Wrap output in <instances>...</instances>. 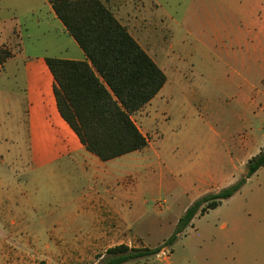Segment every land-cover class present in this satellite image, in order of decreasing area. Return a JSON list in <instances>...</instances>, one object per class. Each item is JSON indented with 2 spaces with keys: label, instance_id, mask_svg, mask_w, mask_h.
I'll return each instance as SVG.
<instances>
[{
  "label": "rangeland",
  "instance_id": "374dc122",
  "mask_svg": "<svg viewBox=\"0 0 264 264\" xmlns=\"http://www.w3.org/2000/svg\"><path fill=\"white\" fill-rule=\"evenodd\" d=\"M162 1L163 10L151 11L158 18L146 40L167 83L153 103L134 117L149 147L115 167L109 191L120 197L108 210L114 218L103 223L86 218L85 207L89 204L78 200L86 188L80 178L74 182L73 178L53 177L32 168L28 133L21 129L19 111L24 95L22 47L14 46L16 59L0 68V264H94L115 246L157 248L174 233L185 211L212 193L209 177H201L191 168L190 160L196 155H216L222 171L214 173V178L221 187L243 177L239 163L230 161L228 150L233 152L245 140L260 141L264 136V115L261 118L245 109L235 67L218 64L216 55L204 48L198 37H187L176 23L186 21L188 11L202 16L207 9L214 16L213 8L218 4L215 0ZM247 1L248 11L264 5V0ZM108 2L118 9V18L124 24L128 14H138L135 2ZM166 14L173 19L167 17L161 22L160 17ZM38 19L11 8L0 10V41L9 29L22 31L23 36L33 31ZM183 38L192 49L188 58L178 56ZM25 42L27 52L34 53L36 48L27 39ZM171 44L175 47L170 48ZM231 61H236L234 56ZM258 87L264 91V79ZM213 130L223 137L216 136ZM236 152L240 157L238 147ZM262 187L264 169L233 198L197 217L172 247L126 264H209L214 236H222L221 227L228 214L240 204L255 202L256 192ZM100 211L92 210L89 215L97 217Z\"/></svg>",
  "mask_w": 264,
  "mask_h": 264
},
{
  "label": "crops",
  "instance_id": "0c3cea01",
  "mask_svg": "<svg viewBox=\"0 0 264 264\" xmlns=\"http://www.w3.org/2000/svg\"><path fill=\"white\" fill-rule=\"evenodd\" d=\"M102 1L111 6L109 0ZM215 1L218 5L213 8L214 16L210 15L207 9L202 13L203 15L200 14L202 16L188 11L185 15L186 21L176 23L180 29L185 31L187 37H198L200 44L216 55L218 64L230 69L235 67L233 71L242 83L239 91L244 97L245 109L262 115V118L264 115V91L260 90L258 85L264 79V5L261 4L260 8L248 11L247 0H244L245 2L243 0ZM133 2L137 3L139 15L135 14L131 17L128 14L126 24L119 21L128 28L134 39L153 59L147 40H149L150 27L154 21H157L158 16L153 15L151 11L153 9L163 10L164 2L162 0H128L127 4ZM145 2H147L146 5ZM8 8L14 11H23L27 16L39 18L33 31L28 30L23 36L22 31L9 29L0 41V48L12 53V57L0 65L1 69L16 59L13 52L14 46H21L24 53L21 70L23 72L24 95L20 101L22 107H19V111L21 113V129H26L28 133L32 168L53 177L71 180L73 178L74 182L80 178L82 185H86V188L78 200L89 204L85 207L86 218L100 220L99 223H103L105 219L114 218V214H110L108 210L114 201H119L120 197L119 194L109 191L116 172L115 167L121 165L120 161L138 152L103 162L87 151L59 112L54 93L55 79L46 62L48 57L86 61L85 53L56 16L50 0H0V10ZM111 8L118 18V9L112 6ZM166 15L160 17L161 22L167 17L173 19L172 15ZM196 16L198 17L196 18ZM188 17L192 18V21H189ZM26 39L36 48L34 53L27 52ZM186 41L187 39L183 38L177 49L178 56L181 58H188L191 49ZM174 47L175 45H170V48ZM233 56L236 61H231ZM154 99L144 109L150 106ZM135 116L136 114L133 116V120ZM213 132L219 138L223 137L222 134H218L214 130ZM143 135L146 136L144 133ZM245 141L246 143L241 142L236 146L233 152L228 150L230 151V161L234 164L239 163L240 167L237 168L238 170L241 168V176L246 174L243 169L247 163L264 150V136L260 141L252 143L248 140ZM237 147L238 154H241L240 157H237ZM207 162H211L212 165L208 166ZM190 165L193 170L200 173L199 176L209 177V180L212 181L209 183V192L226 188L221 187L214 178V173L220 174L222 171L216 155L211 152L207 156L196 155L193 160H190ZM261 169L263 170L264 167ZM202 171L206 173H202ZM99 187L104 188V192L99 191ZM106 194L108 196H105ZM134 196L133 189V200ZM255 200V202L238 205V208H233L228 214L226 222L221 227L222 236L218 238L214 236V251L210 256L209 264H264V187L258 189ZM129 202L130 194L127 198V203ZM95 209L101 211L97 217H91L89 214H92V210Z\"/></svg>",
  "mask_w": 264,
  "mask_h": 264
},
{
  "label": "trees",
  "instance_id": "16d2710c",
  "mask_svg": "<svg viewBox=\"0 0 264 264\" xmlns=\"http://www.w3.org/2000/svg\"><path fill=\"white\" fill-rule=\"evenodd\" d=\"M52 8L85 53L86 61L46 58L55 79L59 112L88 152L103 162L142 152L149 140L133 120L163 89L167 76L143 50L102 0H50ZM12 57L0 49V65ZM264 150L246 166L236 183L195 201L179 219L174 233L163 245L133 249L119 245L101 255L100 263L126 264L159 255L202 217L234 197L261 168Z\"/></svg>",
  "mask_w": 264,
  "mask_h": 264
}]
</instances>
